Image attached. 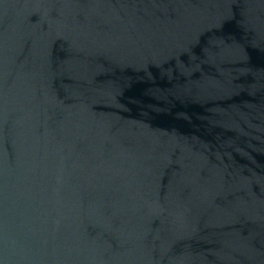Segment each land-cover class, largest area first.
<instances>
[{
  "label": "water",
  "instance_id": "1",
  "mask_svg": "<svg viewBox=\"0 0 264 264\" xmlns=\"http://www.w3.org/2000/svg\"><path fill=\"white\" fill-rule=\"evenodd\" d=\"M0 264H264V0H0Z\"/></svg>",
  "mask_w": 264,
  "mask_h": 264
}]
</instances>
